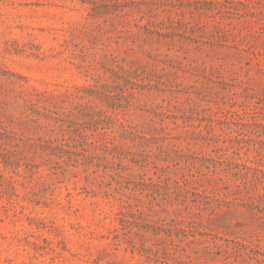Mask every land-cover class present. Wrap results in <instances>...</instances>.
I'll return each mask as SVG.
<instances>
[{
	"label": "rangeland",
	"instance_id": "obj_1",
	"mask_svg": "<svg viewBox=\"0 0 264 264\" xmlns=\"http://www.w3.org/2000/svg\"><path fill=\"white\" fill-rule=\"evenodd\" d=\"M126 1L0 0V264H264V0Z\"/></svg>",
	"mask_w": 264,
	"mask_h": 264
},
{
	"label": "trees",
	"instance_id": "obj_2",
	"mask_svg": "<svg viewBox=\"0 0 264 264\" xmlns=\"http://www.w3.org/2000/svg\"><path fill=\"white\" fill-rule=\"evenodd\" d=\"M132 4H133L132 2H129V1H126V0H124L123 2H121L119 0H111V4L110 5L113 7V9L121 10L123 7L131 6ZM137 4H140V3H136L135 5H137ZM94 13L95 14H100L102 12H100V11H94ZM0 135L1 136H5V137L10 136L9 133H7L5 131H1V130H0Z\"/></svg>",
	"mask_w": 264,
	"mask_h": 264
}]
</instances>
